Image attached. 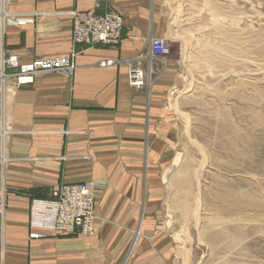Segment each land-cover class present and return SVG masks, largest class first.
<instances>
[{
  "label": "crops",
  "instance_id": "1",
  "mask_svg": "<svg viewBox=\"0 0 264 264\" xmlns=\"http://www.w3.org/2000/svg\"><path fill=\"white\" fill-rule=\"evenodd\" d=\"M94 2L0 0V18L5 21L0 44L7 51L21 63L67 56L75 66L69 76L36 75L1 106L0 146L6 164L0 166V180L7 194L0 217V264H121L141 213L146 237L139 238L128 264H148L145 257L158 250L156 241L167 240L165 235L153 236L155 222L145 199L158 178L154 149L171 145L170 137L159 134L162 118H157L165 82L171 81L164 73L150 90L133 88L127 64L146 65L149 40L165 31L166 13L158 7L160 0L154 1V16L151 0H103L100 8ZM106 10L123 18L121 43L73 44V12ZM105 60L114 63L99 65ZM4 126L8 132L2 142ZM79 182L96 186L92 236L53 228L52 190ZM141 194L145 197L137 206L131 199Z\"/></svg>",
  "mask_w": 264,
  "mask_h": 264
},
{
  "label": "rangeland",
  "instance_id": "2",
  "mask_svg": "<svg viewBox=\"0 0 264 264\" xmlns=\"http://www.w3.org/2000/svg\"><path fill=\"white\" fill-rule=\"evenodd\" d=\"M158 7L167 22L155 37L165 36L169 51L155 61L152 82L164 73L171 81L157 115L171 145L154 149L158 178L145 201L151 230L167 240L156 241L146 262L183 264L185 255L187 264H264V0H160ZM177 153V169L187 173L170 195L161 172ZM196 197L199 234L190 216Z\"/></svg>",
  "mask_w": 264,
  "mask_h": 264
},
{
  "label": "bare ground",
  "instance_id": "3",
  "mask_svg": "<svg viewBox=\"0 0 264 264\" xmlns=\"http://www.w3.org/2000/svg\"><path fill=\"white\" fill-rule=\"evenodd\" d=\"M102 1L103 0H95L94 7L95 8H100L101 4H102ZM151 1H152L151 13H152V16H154V12H155L154 1L155 0H151ZM84 13H86L90 17V26H91V30H92L91 31V38H92L93 41L89 40V42L86 43V38L83 39L85 42L79 41V39L76 38L75 31H74V23L77 24V22L75 20V16H76L75 14H77V12H73V14H72V16H73L72 42H73V44H82V45H84L86 47H94V46H99V45L100 46H118L121 43L122 38H123V34H124V26H123V18L118 12H116L114 10H106L104 13H101V14H97V13H94V12H84ZM112 15L113 16H117L120 20H122L121 21L122 24L118 25V27L120 29L119 30V34L121 33L120 34L121 36H120L119 40H118V38L112 37V35H111L112 29H111V26L109 24L108 18L112 19L113 18ZM175 17H177V16L173 17L174 21H175ZM4 23H5L4 18L1 17L0 18V28L2 27V25H4ZM161 39L164 40L167 44H166V52L162 56H160V57L158 56L159 59L164 58L165 55L169 51L168 39L165 36L164 37H155V36H153L149 40V44H150V42L153 41V40H161ZM148 56L150 58L147 57L145 66H141L140 63H138L137 61H128L127 62V64H128V82H129V85L131 87L136 88V89H140V90H142V89L148 90L150 85L152 84V74L154 72L153 60L157 59V57H153L152 55H149V53H148ZM58 57L36 58V59H34V60L30 61V62L21 63L15 53L7 51L2 46V44H0V109H1V106H3V104H4V100H6L10 96V94H12L14 92L11 89H14V88L16 89V88H18V87H20L22 85H26V84L32 83V81H33V79H34V77L36 75L47 74V73H58V74H63V75H67V76L71 75L73 73L74 69H75V66H74V64L72 62L71 57H67V56H58ZM57 58H58V61H55ZM11 59L14 60V62L16 63V67L15 68H13L11 66L8 67L9 60H11ZM37 60H42L44 63H46L48 69H35V68H32L31 71H27V70L25 71V70L21 69V67H25V66L33 63V61H37ZM113 63H114L113 60H105V61L100 62L99 65H101V66H110ZM55 64L58 65L57 71L58 70H60V71H58V72L55 71ZM135 69H136V74L140 73V74L145 76V79H144V77L141 79L142 80V84H140V85L138 84L139 86L132 85L131 82H130V80L131 81H135L134 79H132L130 77L131 72L133 70H135ZM137 69L140 72H138ZM7 132H8V129H7V127L4 126L3 135H2V142H3L4 137L7 135ZM0 140H1V137H0ZM2 149H3V146L2 147L0 146V166H1V168H3L5 166V164H6V162H5L6 155L4 154V151ZM181 156H182L181 154L177 153L175 158H174V160L171 161L168 165H166L163 168L162 172H161L162 182L165 183L166 190L168 191V193L170 195L173 192L172 190H170L172 188V185H173V180L177 179L178 178L177 176L183 177L187 173V171H181L180 169H177L179 167V165H181V159H182ZM2 172H1V175H2ZM63 185L76 187L78 195L86 197L87 199H89V202H90L89 203V208H87V209H89V214H90V216L88 217L89 221L87 222V226L85 228V232L84 233H81V231L74 224L68 225L67 229H65V228L56 229L55 228V221H53V228L57 232H61V233H66V234L79 233V234H82L83 236H92L94 234V229H95V226H94V220H95L94 205H95V203H94V188H93V185H91L89 183H85V182H79V183H74V184H62V185H60L57 188H60ZM57 188L52 190V192L55 191ZM79 189H80V191H84L85 190L84 193H81L79 191ZM52 192H51V198L53 199ZM6 194H7V189H6L5 185L3 184V181L0 180V215H3V216H4V213H5V210H6ZM169 194H168V197H169ZM144 197H145V195H144ZM169 199H170L169 201L172 200V198H170V197H169ZM195 201H196L195 202V206L191 210L190 216H191V219H192L191 227L197 233L198 232L199 222H200V219H201V215H200L201 213L199 212V209H200L199 204L200 203H198V198L197 197H196ZM77 209H78L76 211L77 214H84L85 213L84 212L85 208L83 209V206L79 205L77 207ZM171 217L172 216H170V218L166 219L167 221L165 222L166 223L165 226H167L169 230L171 229V226H172V223H173L172 219L174 218V217L173 218H171ZM166 218H167V216H166ZM80 220L85 221L86 220V215L83 218H81ZM135 226L136 227H135V229L133 231V237H132L131 244H130L127 252H126V255H125V258H124V261L122 262V264H124V262L128 261L129 257L133 253V250H134L135 246L138 243L139 238L145 236V234L143 233V230H142L143 227L146 228V226H144L143 213L140 214V217L137 220ZM183 232H184V228H183ZM200 232H201V230H200ZM200 232H198V234ZM157 233L159 234L160 230L155 231L153 235H155ZM180 261L183 262V264H187L188 263V259H186L185 255H184V259H183V256H182Z\"/></svg>",
  "mask_w": 264,
  "mask_h": 264
},
{
  "label": "built area",
  "instance_id": "4",
  "mask_svg": "<svg viewBox=\"0 0 264 264\" xmlns=\"http://www.w3.org/2000/svg\"><path fill=\"white\" fill-rule=\"evenodd\" d=\"M75 15H76L75 20L77 24L74 23V31H75L76 38L79 39V41H83V42H85L83 39L86 38V43H88L89 40L93 41L91 38L92 30L90 26V17L86 13H83V12L77 13ZM112 17H113L112 19L108 18L109 24L112 29L111 35L112 37L118 38L119 40L121 33L119 34L120 29L118 25L122 24L121 23L122 20H120L117 16L112 15ZM166 44L167 43L162 39L151 41L149 44V49H148L149 55L159 58L166 52ZM58 58L55 61H58ZM9 66L13 68L16 67V63L14 62V60L12 59L9 60L8 67ZM32 68L48 69L46 63H44L42 60L33 61V63L31 64L25 67H21V69L25 71L26 70L31 71ZM57 69H58V65L55 64V71H57ZM137 71L140 72L138 69ZM130 77L135 80V81L130 80L131 84L135 86H139L140 84H142L141 79L143 77L145 79L144 75L140 73L136 74V69L131 72ZM84 191H80V192L84 193ZM52 196L54 199V202H52V204H55V206H53L55 216L52 218V221H55V228L56 229H62V228L67 229L68 225L74 224L81 231V233H84L85 228L87 226V222L89 221L88 217L90 216L89 209H87L89 208V203H90L89 199L78 195L77 188L68 186V185H63L60 188H57L55 191L52 192ZM79 205L83 206V209L85 208L84 214H77L76 211L78 210L77 207ZM85 215H86V220L85 221L80 220Z\"/></svg>",
  "mask_w": 264,
  "mask_h": 264
}]
</instances>
